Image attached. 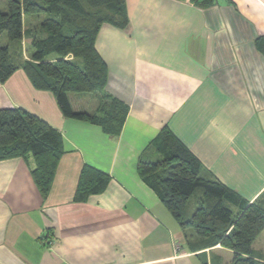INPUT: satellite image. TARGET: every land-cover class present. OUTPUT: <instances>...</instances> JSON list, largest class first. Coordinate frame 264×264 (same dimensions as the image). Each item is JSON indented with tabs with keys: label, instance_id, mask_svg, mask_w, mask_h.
<instances>
[{
	"label": "crops",
	"instance_id": "obj_1",
	"mask_svg": "<svg viewBox=\"0 0 264 264\" xmlns=\"http://www.w3.org/2000/svg\"><path fill=\"white\" fill-rule=\"evenodd\" d=\"M124 9L126 26L102 25L94 44L107 68L104 92L91 110L74 108L67 95L72 111L99 118L113 101L125 107L117 136L64 118L53 94L34 88L21 68L0 83V109L36 116L60 133L64 151L45 198L32 159L0 161V264H229L231 251L183 231L137 173L138 162L161 160L151 142L163 130L198 159L200 178L264 207V56L256 46L264 0H124ZM45 18L22 15L17 65L31 61L32 32ZM85 166L108 182L75 201ZM193 195L185 221L202 200L200 191L188 211ZM263 234L252 251L264 264Z\"/></svg>",
	"mask_w": 264,
	"mask_h": 264
},
{
	"label": "trees",
	"instance_id": "obj_2",
	"mask_svg": "<svg viewBox=\"0 0 264 264\" xmlns=\"http://www.w3.org/2000/svg\"><path fill=\"white\" fill-rule=\"evenodd\" d=\"M22 15L46 18L33 34L31 61L17 65L9 48L0 46V83L21 68L34 88L53 94L64 118L91 122L117 136L127 114L125 107L113 101L99 118L72 111L67 95L104 92L107 68L94 44L102 25L126 26L124 0H7L6 12H0V35L5 33L9 42L23 39ZM256 46L264 56V38ZM53 54L55 60L50 59ZM151 145L161 160L138 162L137 173L180 228H190L197 237L212 239V245L231 251L229 264H263L253 259L252 245L264 230V207L247 203L219 182L200 178V162L170 131L160 132ZM63 153L60 133L48 124L20 108L0 109V161L32 159L31 176L42 198L49 193ZM107 182V175L85 166L74 200L102 192ZM196 190L202 191L201 203L185 221L186 204ZM226 202L240 210L237 216Z\"/></svg>",
	"mask_w": 264,
	"mask_h": 264
},
{
	"label": "rangeland",
	"instance_id": "obj_3",
	"mask_svg": "<svg viewBox=\"0 0 264 264\" xmlns=\"http://www.w3.org/2000/svg\"><path fill=\"white\" fill-rule=\"evenodd\" d=\"M28 17H30V16H25V18L29 20ZM31 27H32V25H29V23H27V31H30V33H31ZM32 34H34V31L32 32ZM63 34L67 35L68 32L65 30ZM8 43H10L9 46H8ZM13 43H15L14 44L15 46H11ZM17 44H18V42H15V41L14 42H9V40L7 38V35L5 33H3L2 36L0 37V46H4V47L7 46L9 48V52H10V55H11V58H12V62L15 60L14 49H16V47H17L16 45ZM27 45H28L27 48H30L29 43H27ZM98 95H99V93L86 94V95L82 96L84 98H80L79 97L80 95L73 94V96H72L73 98L71 99V101H72V103L74 105V108L76 106H85L84 108H88V110H91L93 108L94 101H97L96 99H98ZM200 191L201 190H197L195 192V194L193 195V198L190 200V206L188 208V211H190V210H192V212L194 211V208L196 206V201H197V198H198V194H199ZM259 242L261 243V251L264 254V234H263L262 238L259 240ZM263 259H264V255H263Z\"/></svg>",
	"mask_w": 264,
	"mask_h": 264
}]
</instances>
